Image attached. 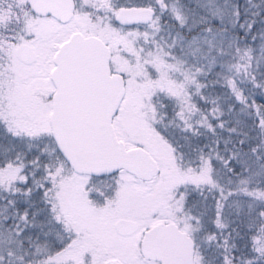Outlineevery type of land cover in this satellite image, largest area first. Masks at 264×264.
Returning a JSON list of instances; mask_svg holds the SVG:
<instances>
[{
	"label": "snow or ice",
	"instance_id": "snow-or-ice-1",
	"mask_svg": "<svg viewBox=\"0 0 264 264\" xmlns=\"http://www.w3.org/2000/svg\"><path fill=\"white\" fill-rule=\"evenodd\" d=\"M0 264H264V0H0Z\"/></svg>",
	"mask_w": 264,
	"mask_h": 264
}]
</instances>
